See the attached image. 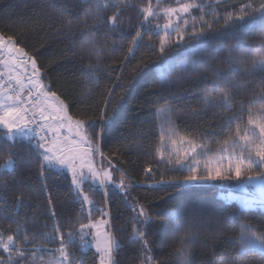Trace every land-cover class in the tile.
<instances>
[{"label": "trees", "instance_id": "obj_1", "mask_svg": "<svg viewBox=\"0 0 264 264\" xmlns=\"http://www.w3.org/2000/svg\"><path fill=\"white\" fill-rule=\"evenodd\" d=\"M175 1L159 0V6L173 7ZM113 2L109 0V3ZM150 2L155 8L158 0ZM195 2L205 6V20L212 21V12L215 11L218 22L212 23L211 30H205L199 46L196 40L187 39L191 35V26L181 47L175 45V33L168 36L173 43L164 55L188 61L190 71L183 74V80L166 91L160 87L161 69L155 66L161 58L158 44L164 36L163 32L156 34L153 30L150 46L149 35L145 33L141 45L130 58L125 59L136 28L141 27L138 21L143 17L139 14V8L146 7L149 0H129L130 6L120 13L122 24L116 33H110L107 24L97 27L99 21L94 18L95 10L93 18H86L89 4L85 0H0V35L5 39L11 37L15 45L24 49L27 57L36 60L41 70V81L48 91L55 92L61 100L71 105L68 109L70 115L85 119L96 116L105 108L110 112L112 105L104 103L109 90L113 104L116 98L124 96L119 112L106 122L103 134L96 136L93 142L100 156L112 165L114 181L120 183L123 174L124 184L128 187L118 190L109 185L107 196L99 186L94 191L85 187L94 202L104 207L108 215V230L119 243V248L113 254L115 264H178L174 249L179 245L178 237L184 234L189 225L197 236L193 245L194 264H203L202 256L210 251L214 236L225 240L228 255L237 257L239 264H264V256L258 250L238 255L234 251V244L227 241L234 230L239 231L241 222L253 226L264 225V208H241L236 201L226 200L219 195L224 188L217 182L186 185L183 177L188 175L187 172L167 164L156 153L166 125L171 126L176 134L206 148H218L230 133L235 132L237 125L242 128L247 126L250 98L259 94L264 87L260 83L264 76L251 71V63L258 58L257 50L264 42V29L250 26L242 31L238 25L225 27L222 18L227 11H236L249 0ZM251 2L259 7L262 0ZM156 10L159 11V8ZM114 11L109 7L100 15L106 19ZM191 15L199 17L201 12L195 9ZM69 22L71 31L67 27ZM150 22L162 26L166 21L163 16H154ZM195 26L200 28L199 20ZM88 29L95 32V49L89 47L92 37L88 35ZM113 41H117L114 50L110 47ZM188 45H192L196 51H188ZM230 47L234 48L232 64L239 71L230 74L231 79L224 90L234 95L233 112L241 116L231 123L227 118L229 114L224 113L223 109L205 107L202 100L205 95L203 83H190L201 74L211 80L215 68L223 69L226 66L221 61L228 55ZM205 54L210 55L211 60L197 63L193 68L190 61L200 60ZM89 65L93 68L91 75L98 79L90 78L87 73ZM141 68L143 70L139 71ZM177 71L171 70L173 79ZM207 91L215 97L221 89L208 88ZM160 96L163 98L158 99ZM241 101L245 102L242 113L238 107ZM259 107L260 104L256 103L254 110ZM100 131L98 126L97 132ZM0 136H3L2 132ZM36 139L29 142L18 137L14 143L0 139V165L5 164L9 157L14 162L13 167L0 173V179L5 182L0 185V235L4 239L12 235L14 243L25 249L23 258L13 255L12 259L18 260L19 264H36L37 256L47 259L59 254L56 250L60 247V238L53 230L55 225H59L70 257L77 264L80 261L83 264H98L97 252L84 243L87 237L91 238L88 235L90 230H84L87 237L83 238L78 232L81 223H88V213L86 209H81L75 196L71 175L65 169H52L41 175V159L30 147ZM149 166L152 171L146 173L145 169ZM255 171H259V168ZM175 182H180V186H175ZM17 196L22 198L19 205L16 203ZM141 206L152 215L154 221L159 222L149 226L151 231L146 237L149 241L147 251L141 241L134 237V228L143 230L137 224V220L142 219L138 216ZM168 208L177 209L180 216L169 218L156 215ZM69 231L77 232L71 242L67 235ZM25 234L29 237L27 241L24 240ZM44 234L55 239L46 240ZM32 252H36L34 257ZM223 252L224 249H221L219 254ZM8 260L7 254L0 250V261L7 264L5 261Z\"/></svg>", "mask_w": 264, "mask_h": 264}, {"label": "snow or ice", "instance_id": "obj_2", "mask_svg": "<svg viewBox=\"0 0 264 264\" xmlns=\"http://www.w3.org/2000/svg\"><path fill=\"white\" fill-rule=\"evenodd\" d=\"M85 2L89 4V8L85 12L86 18H93V10H95L94 18L99 21L97 27L107 24L110 33L119 32L122 24L120 13L130 6L129 0H114L113 3H109V0H104L103 3H101V0H85ZM109 7L114 8L115 11L110 17L105 19L100 13ZM204 7L203 3H196L195 0H186L184 3L178 2L176 7L160 8L158 0L154 8L149 0L146 7L142 6L139 8V14L143 17L142 20L138 21L141 27L136 28L135 36L132 37L131 41L132 46L128 47V55H126L125 59L130 58L141 45L145 33L149 35L150 46L153 30H155L156 34L163 32L164 36L159 39L158 44L161 58L156 62L155 66L161 69V89L166 91L171 89L184 79L183 74L189 72L190 68L188 67V61L164 55L173 43L168 40V36L171 33H175V45L176 47H181L186 39L188 28L191 26V35L187 36V39L196 40L199 46L204 39L205 30H211L212 23L218 22V14L215 11L212 12V21L205 20L207 13L204 12ZM157 8H159V11L156 10ZM195 9L200 10L201 15L199 17L191 15ZM154 16H163L166 22L162 26L160 24L153 25L150 22V18ZM222 18L225 27L238 25L242 31L250 26L264 29V0L259 4V7H256L249 0V3H242L236 11H227ZM197 20L200 22L199 29L195 26ZM181 21L182 24L180 23ZM67 27L71 31V22L67 24ZM85 28H87L86 22ZM88 35L92 37L89 47L90 49H95L97 43L95 32L92 29H88ZM122 38L123 34L121 33ZM116 45L117 41H113L110 47L114 50ZM4 48H7L9 59L0 60V64L8 66L9 71H15L16 75L9 77L7 88L0 84V132L3 133L0 139L14 143L18 137H22L29 142L33 138H37L34 144H30V147L33 153L41 159V175L45 171L57 168H66L70 171L71 185L75 190V196L81 204L82 210H84L85 205L92 206L94 203L88 192L84 191L83 185L86 182H89V191H94L99 186L105 196H107L109 185L126 190L128 186L124 184L123 174L120 183L116 184L112 180L111 171L106 168L98 169L93 160L95 153L98 151L97 145L93 142L94 138L103 134L106 122L119 112L124 96L121 95L116 98V102L113 104L112 93L109 90L108 99L104 103L105 105H112L110 112L105 108L104 111L96 116H87L85 119L75 118L68 111L71 105L61 100L55 92L47 90V86L40 79L41 70L34 58L27 57L24 49L15 45L11 37L5 43V38L0 35V51H3ZM187 50L196 51L192 45H188ZM233 51L234 48L230 47L228 55L221 61L226 66L223 69L220 67L215 68L212 72L211 80L204 74H201L195 81L190 80V83L197 85L203 83L205 85V95L202 96L205 107L223 109L224 113L229 114L227 117L229 123L241 118L238 113L233 112L232 100L234 95L230 91L224 90L231 79L230 74L239 71L232 64ZM257 57L251 63V71L259 72L264 76V42L261 43L260 48L257 50ZM97 58L99 59L98 56ZM210 60L211 56L205 54L200 60L193 59L190 63L194 68L197 63ZM29 64L31 68L30 76L26 75ZM172 69L178 70L175 79L170 75ZM138 70L142 71L143 69ZM92 72L93 68L89 65L87 73L90 78L93 80L98 79L91 75ZM13 81L15 86H13ZM260 83L264 85V79ZM208 88H220L221 92L218 96L213 97L208 93ZM25 89H27L26 96L23 95ZM162 98L163 96L158 97V99ZM250 99L247 126L242 128L237 125L235 132L229 134L215 153L192 139L181 138L179 140L180 147H174L172 150V154L176 155V159L173 161L169 158L167 163L170 165L174 163L179 166L180 170H183L184 165L188 161H192L188 164V175L183 177V183L202 180L235 181L241 189L248 184L254 185L264 197V87L261 88L259 94L253 95ZM256 103H259L260 107L254 110ZM244 104L245 102L241 101L238 106L240 113L244 110ZM85 111H90V109ZM98 126L101 129L99 133L97 132ZM169 132H172L171 128ZM41 133H44V135H41ZM171 143L176 145L178 142L171 140ZM163 146L164 137H161V146L156 148V153L161 159L164 158ZM197 156H203V162L195 159ZM201 163H203V175L198 174ZM13 164L14 162L9 157L5 164L0 165V173L7 168L13 167ZM257 168H259V171H255ZM151 171V166L145 169L146 173ZM4 183L0 179V185ZM175 186H180V182H175ZM21 202V196H17V205ZM48 203L49 205L52 204L51 198H49ZM241 205L242 207L248 206L247 202L244 201L241 202ZM88 213L89 223H81L78 229L81 238H83L85 229H97L93 234V240L96 252L100 257L99 264H115L113 254L119 248L118 241L110 232L102 230V225L106 224L107 221L93 222L91 220V207L88 208ZM54 215L55 212L53 210ZM156 215L172 218L179 217L180 212L177 209L168 208L156 213ZM138 216L142 217V219H138L137 224H140L143 230L134 228V237L141 241L147 251L149 241L146 237L148 232L151 231L149 226L159 222L154 221L152 215L147 213L143 206L140 207ZM190 228V225L186 227L184 234L178 237L179 245L174 249L178 264H194L195 253L193 245L197 241V236ZM53 230L60 238V247L56 250L59 252V257L48 261L47 264H77L75 260L71 259L67 251L59 225H55ZM76 234L77 232L74 231L67 233L69 242L72 241ZM28 239V235L25 234L24 240L27 241ZM44 239L52 240L55 237L44 234ZM227 241H231L234 244V251L238 255L250 250H258L261 256H264V225L253 226L248 222H241L239 231L236 232L234 230L227 237ZM0 247L9 253L8 264H19L18 260L12 259L13 253L19 258H23L26 255L25 249L20 244L14 243L12 235H8L6 240L0 235ZM221 249H224L223 254H219ZM31 255L34 257L36 252H32ZM147 259H151V257ZM202 260L203 264H239L237 257L228 255V251L225 249V240L220 236L213 237L210 251L202 256ZM0 264H3V261H0ZM79 264H83V261H80Z\"/></svg>", "mask_w": 264, "mask_h": 264}, {"label": "rangeland", "instance_id": "obj_3", "mask_svg": "<svg viewBox=\"0 0 264 264\" xmlns=\"http://www.w3.org/2000/svg\"><path fill=\"white\" fill-rule=\"evenodd\" d=\"M178 2L179 3H184V2H186V0H176L174 2V6L173 7L178 6ZM5 43H7V39H5ZM0 53H1V57H0L1 60L9 59V56H8V53H7V48H4L3 51H0ZM28 69H29V71L31 73L30 64H29ZM7 70H9L8 66H7ZM53 103H55V101H53ZM170 128L172 129L171 133L169 132ZM162 137H164V146H163V149H162L163 152H164V158L163 159H164L165 162H167L169 158H171L174 161L176 159V155L172 154V150H173L174 147L179 148L180 147L179 140L181 138H185V137L182 136V135L176 134L174 132V129L171 126H169V125L164 126L163 132H162ZM169 137H171V139H169ZM171 140H176L178 143L176 145H173L171 143ZM218 148L211 149V151L213 153H215L218 150ZM195 159H199V160H201L203 162L204 157L203 156H197V157H195ZM93 160H94V163H95V165H96V167L98 169L99 168L109 169L111 171V174H112V180L114 181V172H113L114 169H113L112 165H110V163H109V161L107 159H104V157L100 156V152H98V151L96 152V154L93 157ZM191 162L192 161L190 160L184 165V169L183 170H185L187 172V174H188V170H187L188 169V164H190ZM172 165H175V164L173 163V164H171V166ZM175 166H177V165H175ZM177 167L179 168V166H177ZM57 169H59V170L60 169H65L66 171H68L66 168H57ZM68 172L71 174L70 171H68ZM198 174L199 175H203L204 174L203 163H201V166L198 169ZM119 179H120V177L117 180H119ZM89 181H90V178H89ZM216 182L219 183L221 185V187L224 188L219 193V195L221 197L225 198L226 200H228V201H232V200L236 201L241 208H256V207L264 208V197H262L261 193L252 184L246 185L245 188H243V189L239 188L237 186V182H235V181H227L226 182V181L202 180V181H194V182H191V183H186V185L187 184H193V183H216ZM116 184H119V183L116 182ZM110 186H112V185H110ZM85 187L89 188V182H86L83 185L84 191L88 192V191L85 190ZM112 187L115 188V189L121 190V189L116 188L114 186H112ZM92 201L94 202L93 199H92ZM242 201L247 202L248 206L247 207H242V205H241ZM89 207H91V215L93 216V218H91V220L93 222L107 221L106 224L102 225V230L109 232V230H108V215H107V213H105L104 207L98 206L95 202L93 203L92 206L85 205L84 209H86L87 213H88V208ZM98 208L100 209L99 211H97ZM87 217H88V223H89V213H88ZM89 230H90V232L88 233V235L91 238H88L87 234L84 232L83 236L87 237V239L84 240V243L87 244V247H92L96 251L95 245H94V240H93V234L97 231V229H95V228L86 229V231H89ZM88 243H89V245H88ZM0 250L4 251L2 247H0ZM4 253L7 254L8 259H9V253L6 252V251H4ZM13 255H15V253H13L12 256ZM55 257H59V254H57V256L50 257V258H47V259L37 256L35 258V263L36 264H47L48 261L53 260ZM99 259H100V257H99V254H98V264H99ZM5 262L8 264V261H5Z\"/></svg>", "mask_w": 264, "mask_h": 264}, {"label": "built area", "instance_id": "obj_4", "mask_svg": "<svg viewBox=\"0 0 264 264\" xmlns=\"http://www.w3.org/2000/svg\"><path fill=\"white\" fill-rule=\"evenodd\" d=\"M0 84H3L5 88H7L9 77L6 74V67L3 64H0ZM13 86H15V82L13 81ZM34 136V134H32ZM41 135H44V133H41Z\"/></svg>", "mask_w": 264, "mask_h": 264}, {"label": "crops", "instance_id": "obj_5", "mask_svg": "<svg viewBox=\"0 0 264 264\" xmlns=\"http://www.w3.org/2000/svg\"><path fill=\"white\" fill-rule=\"evenodd\" d=\"M0 57H1V53H0ZM0 60H1V58H0ZM5 66V65H4ZM6 67V74L8 75V76H14V75H16V73H15V71H12V72H9V70H7V66H5ZM26 75H31V73H30V71H29V69H28V72L26 73ZM26 89H25V92L23 93V95L24 96H26L27 94H26ZM68 172V171H67ZM69 173V172H68ZM70 174V173H69ZM71 175V174H70Z\"/></svg>", "mask_w": 264, "mask_h": 264}]
</instances>
